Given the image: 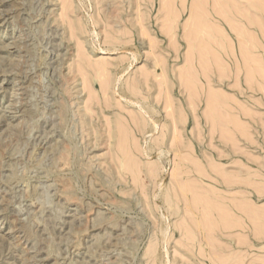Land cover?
<instances>
[{
    "label": "rangeland",
    "instance_id": "obj_1",
    "mask_svg": "<svg viewBox=\"0 0 264 264\" xmlns=\"http://www.w3.org/2000/svg\"><path fill=\"white\" fill-rule=\"evenodd\" d=\"M197 1L0 0V264H264V0Z\"/></svg>",
    "mask_w": 264,
    "mask_h": 264
},
{
    "label": "bare ground",
    "instance_id": "obj_2",
    "mask_svg": "<svg viewBox=\"0 0 264 264\" xmlns=\"http://www.w3.org/2000/svg\"><path fill=\"white\" fill-rule=\"evenodd\" d=\"M183 1H185V0H183ZM196 1H197V0H195V4L198 6L199 1H197L198 3H196ZM220 1H221V0H220ZM220 1L218 0V2H220ZM262 1H263V0H262ZM218 2H216V3H218ZM221 2H222V1H221ZM221 2H220V4H221ZM226 2H227V1H226ZM213 3H214V2H213ZM216 3H215V6H216ZM195 4L193 3V5H195ZM204 4H205V3H204ZM206 4H207V3H206ZM230 4H231V3H230ZM242 4H243V3H242ZM262 4H263V3H262ZM184 5H185V3H184ZM196 5H195V6H196ZM201 5H202V4H201ZM207 5H208V4H207ZM218 5H219V4H218ZM218 5L216 6L217 8H218ZM259 5H260V4H259ZM204 6H205V5H204ZM222 6H223V4H222L220 7H222ZM260 6H261V5H260ZM184 7H186V5L183 6V8H184ZM200 7H201V6H200ZM255 7H256V6H255ZM192 8L194 9V7H192ZM197 8H198V7H197ZM217 8H216V10H217ZM224 8H225V7H224ZM205 9H206V8H205ZM205 9H204V10H205ZM212 9H213V7H212ZM257 9H258V8H257ZM226 10H227V8H226ZM196 11H197V10H196ZM229 12H230V11H229ZM250 14H251V13H250ZM253 16H254V15H253ZM197 17H198V16H197ZM228 18H229V17H228ZM208 21H209V20H208ZM206 22H207V21H206ZM209 22H210V21H209ZM203 24H204V23H203ZM214 24H215V23H214ZM196 25H197V24L195 23V26H196ZM217 25H218V24H217ZM195 26H194V27H195ZM214 28H215V27H214ZM214 28H213V29H214ZM218 28H219V27H218ZM218 28H217V29H218ZM259 28H260V27H259ZM214 30H215V29H214ZM202 31H203V30H202ZM199 32H200V31H199ZM217 32H218V31H217ZM251 32H252V31H251ZM212 33H213V32H212ZM195 34H196V33H195ZM198 34H199V33H198ZM224 35H225V34H224ZM203 36H204V35H203ZM199 37H200V36H199ZM201 37H202V35H201ZM227 37H228V36H227ZM208 39H209V38H208ZM253 39H254V38H253ZM210 40H211V39H210ZM228 40H229V39H228ZM204 42H205V41H204ZM240 42H241V41H240ZM205 43H207V42H205ZM205 43H204V44H205ZM189 44H190V43H189ZM192 44H194V43H192ZM195 44H196V43H195ZM199 44H200V43H199ZM241 44H244V43L242 42ZM256 44H257V43H256ZM259 44H260V43H259ZM257 45H258V44H257ZM189 46H190V45H189ZM205 46H206V45H205ZM205 46H204V47H205ZM216 46H217V45H216ZM250 46H251V45H250ZM196 47H197V46H196ZM196 47H195V48H196ZM227 47H228V46H227ZM242 47H244V46L242 45ZM205 48H206V47H205ZM213 48H214V47H213ZM218 48H219V47H218ZM260 49H261V48H260ZM195 50H196V49H195ZM200 50H201V49H200ZM204 51H205V50H204ZM224 51H225V50H224ZM243 51H244V48H243ZM198 52H199V51H198ZM230 52H231V51H230ZM241 52H242V51H241ZM200 53H202V51H201ZM204 53H207V51L204 52ZM204 53H202V54H204ZM212 53H213V52H212ZM214 53L216 54V52H214ZM148 54H149V53H148ZM208 54H209V50H208ZM198 55H199V53H198ZM204 55H205V54H204ZM204 55H203V56H204ZM217 55H218V53H217ZM217 55H216V56H217ZM224 55H227V54H224ZM232 55H233V54H232ZM206 56H207V55H206ZM214 56H215V55H214ZM211 57H213L212 54H211ZM217 57H218V56H217ZM244 57H245V56H244ZM251 57H252V56H251ZM201 58H202V57H201ZM204 58H205V57H204ZM245 58H246V57H245ZM205 59H208V57L205 58ZM211 59H212V58H211ZM218 59H220V58H218ZM222 59H223V58H222ZM250 59H251V58H250ZM251 60H252V59H251ZM215 61H216V60H215ZM217 61H218V60H217ZM222 61H223V60H222ZM122 62H123V61H122ZM219 62H220V61H219ZM234 62H235V61H234ZM120 63H121V62H120ZM236 63H237V62H236ZM208 64H209V63H208ZM225 64H226V63H225ZM225 64H224V65H225ZM99 65H101V63H100ZM205 65H206V64H205ZM214 65H216V64H214ZM226 65L228 66V64H226ZM106 66H107V65H106ZM106 66H105V67H106ZM206 66H207V65H206ZM102 67H103V66H102ZM164 67H165V66H164ZM189 67H190V66H189ZM211 67H212V65H211ZM228 67H229V66H228ZM228 67H227V69H228ZM97 68H100V66L97 67ZM106 68H107V67H106ZM125 68H126V67H125ZM162 68H163V66H162ZM165 68H166V67H165ZM190 68H192V66H191ZM220 68H221V67H220ZM220 68H219V69H220ZM247 68H248V67H247ZM251 68L253 69V67H251ZM104 69H105V68H104ZM187 69H188V68H186V70H187ZM192 69H193V68H192ZM216 69H217V68H216ZM230 69H231V68H230ZM230 69H229V70H230ZM254 69H256V68H254ZM99 70H100V69H99ZM101 70H102V69H101ZM101 70H100V71H101ZM145 70H146V69H144V71H145ZM147 70H148V69H147ZM163 70H164V69H163ZM188 70H189L188 74L194 72V71H192L191 69H188ZM190 70H191L192 72H190ZM206 70H208V69H206ZM229 70H228V71H229ZM245 70H246V69H245ZM247 70L249 71L248 73H250V70H251V69L248 68ZM247 70H246V71H247ZM122 71H124V69H123ZM125 71H126V70H125ZM144 71H143V72H144ZM149 71H150V70H149ZM184 71H185V70H184ZM208 71H209V70H208ZM210 71H212V69H211ZM210 71H209V73H212V72H210ZM214 71H215V70H214ZM214 71H213V72H214ZM238 71H239V70H238ZM107 72H108V71H107ZM153 72H154V71H153ZM167 72H168V71H167ZM167 72H166V70H164V71H163V74H162V77H163V79H164L163 82H164V84H166V86H167V81H166V79H167V75H168V74L166 75ZM186 72H187V71H185L184 73H186ZM226 72H227V71H226ZM230 72H231V70H230ZM240 72H241V71H240ZM251 72H253V71L251 70ZM254 72H255V71H254ZM145 73H146V72H145ZM145 73H144V74H145ZM223 73H224V72H223ZM223 73H222V74H223ZM104 74H105V73H104ZM142 74H143V73H142ZM144 74H143V75H144ZM206 74H207V73H206ZM212 74H213V73H212ZM212 74H211V75H212ZM220 74H221V73H220ZM253 74H254V73H253ZM100 75H101V73H100ZM106 75H107V74H106ZM108 75H109V74H108ZM108 75H107V77H108ZM147 75H148V74H147ZM208 75H209V74H208ZM211 75H210V76H211ZM214 75H215V73H214ZM214 75H213V76H214ZM251 75H252V74H251ZM251 75H249L248 77H250ZM259 75H260V74H259ZM96 76H97V75H96ZM109 76H110V75H109ZM148 76H149V75H148ZM223 76H224V75H223ZM225 76L228 77V74H226ZM144 77H145V76H144ZM99 78H100V77H99ZM108 78H109V77H108ZM134 78H135V77H134ZM137 78H138V77H137ZM139 78H140V76H139ZM146 78H147V76H146ZM210 78H211V77H210ZM213 78H214V77H213ZM213 78H212V79H213ZM101 79H102V78H101ZM207 79H209V78H207ZM251 79H253V78H251ZM107 80H109V79H107ZM145 80H146V79H145ZM148 80H149V79H148ZM216 80H217V78H216ZM136 81H137V80H136ZM140 81H141V78H140ZM195 81H196V80H195ZM212 81H213V80H212ZM212 81H210V82L212 83ZM219 81H220V80H219ZM221 81H222V79H221ZM221 81H220V82H221ZM223 81H224V80H223ZM244 81H245V80H244ZM247 81H248V78H247ZM251 81H252V80H251ZM141 82H142V81H141ZM208 82H209V81H207V83H208ZM256 82H257V81H256ZM132 83H133V82H132ZM188 83H190V82L188 81ZM191 83H192V82H191ZM245 83H246V82H245ZM251 83H252V82H251ZM257 83H258V82H257ZM130 84H131V83H130ZM133 84H134V83H133ZM133 84H131V86H132ZM138 84H139V83H138ZM164 84H163V85H164ZM194 84H195V83H194ZM213 84H214V82H213ZM247 84H248V83H247ZM126 85H127V83H126ZM136 85H137V84H135V87H136V88L139 87V85H138V86H136ZM140 85H142V84H140ZM199 85H200V84H199ZM133 86H134V85H133ZM133 86H132V87H133ZM191 86H192V85H191ZM195 86H196V85H195ZM132 87H131V88H132ZM196 87H197V86H196ZM196 87H195V89H196ZM212 87H213V86H212ZM212 87H211L210 89H212ZM128 88H129V87H128ZM133 88H134V87H133ZM143 88H144V87H143ZM166 88H167V87H166ZM166 88H165V89H166ZM216 88H217V87H216ZM262 88H263V87H262ZM210 89H209V90H210ZM219 89H220V88H219ZM252 89H253V88H252ZM139 90H140V89H139ZM141 90H142V87H141ZM141 90H140V91H141ZM193 90H194V89H193ZM209 90H208V91H209ZM214 90H215V88L212 90V92H213ZM216 90H217V89H216ZM133 91H134V90H133ZM143 91H144V90H143ZM143 91H142V92H143ZM168 91H169V90H168ZM195 91H196V90H195ZM217 91H218V90H217ZM221 91H222V90H221ZM106 92H107V91H106ZM130 92H131V91H130ZM135 92H137V90H135ZM209 92H211V91H209ZM218 92H219V91H218ZM138 93H139V92H138ZM194 93H195V92H194ZM207 93H208V92H207ZM132 94H133V93H132ZM141 94H142V93H141ZM196 94H197V93H196ZM212 94L214 95L215 93H212ZM212 94H209V95H212ZM217 94H218V93H217ZM224 94H225V92H224ZM169 95H170V94H169ZM218 95H219V94H218ZM220 95H221V94H220ZM143 96H146L145 98H147V95L144 94ZM207 96H208V95H207ZM226 96H227V95H226ZM232 96L234 97V95H232ZM170 97H171V96H170ZM208 97H210V96H208ZM211 97H213V96H211ZM211 97H210V98H211ZM214 97H215V98H211V99H213V100L218 99V98L216 97V95H215ZM145 98H144V100H145ZM148 99H149V98H147V100H148ZM168 99H171V98H168ZM168 99H167V100H168ZM207 99H208V98H207ZM235 99H236V98H235ZM218 100H219V99H218ZM230 100H232V98H231ZM169 101H170V100H169ZM221 101H222V100H221ZM233 101H234V99H233ZM237 101H238V100H237ZM138 102H139V101H138ZM145 102H146V101H145ZM172 102H173V101H172ZM210 102H211V100H210ZM224 102H225V101H224ZM239 102H240V101H239ZM152 103H153V102H152ZM207 103H208V101H207ZM140 104H141V103H140ZM150 104H151V101H150ZM166 104H167V102H165V105H166ZM168 104H169V107H170L169 109L171 110V111H170V110H169V111H170V113H171L172 110H173V108H172L173 105H172V104H174V103L169 102ZM211 104H212V103H211ZM217 104H219V103H217ZM227 104H228V103H227ZM227 104H226V105H227ZM152 105H154V104H152ZM145 106H146V105H145ZM157 106H158V105H157ZM157 106H156V107H157ZM176 106H177V105H176ZM192 106H193V105H192ZM228 106H229V105H228ZM148 107H149V106H148ZM166 107H167V106H166ZM177 107H179V106H177ZM177 107H175V110L178 109ZM196 107H197V106H196ZM179 108H181V106H180ZM182 108H183V107H182ZM182 108H181V109H182ZM193 108H195V105H194ZM213 108H214V107H213ZM220 108H221V107H220ZM144 109H145V108H144ZM151 109H152V108H151ZM183 109H184V108H183ZM183 109H182V110H183ZM196 109H197V108H196ZM147 110H149V112H151L150 108H149V109L147 108ZM194 110H195V109H194ZM213 110L216 111L215 109H213ZM245 110H246V108H245ZM145 111H146V110H145ZM167 111H168V110H167ZM173 111H174V110H173ZM177 111H181V110L179 109V110H177ZM195 111H196V110H195ZM219 111H220V110H219ZM241 111H242V110H241ZM140 112H141V111H140ZM204 112H205V111H204ZM143 113H144V112H143ZM154 113H155V112H154ZM174 113H175V111H174ZM178 113H179V112H178ZM209 113H210V112H209ZM219 113H220V112H219ZM171 114H172V113H171ZM171 114H170V115H171ZM213 114H214V113H213ZM230 114H231V113H230ZM243 114H244V113H243ZM135 115H136V114H135ZM135 115H134V116H135ZM170 115H169V116H170ZM179 115H180V113L178 114V116H179ZM228 115H229V114H228ZM147 116H149V114H148ZM172 116H174V115H171V118H173L174 121L177 123V121H176V120H177V117H172ZM180 116H181V115H180ZM185 116H186V115H185ZM213 116H214V115H213ZM224 116H225V115H224ZM230 116H231V115H230ZM233 116L235 117L236 115H233ZM138 117H139V116H138ZM151 117H152V116H151ZM151 117H149V118H151ZM183 117H184V116H183ZM226 117H227V115H226ZM143 118H145V116H142L141 119H143ZM185 118H186V117H185ZM138 119H139L138 122L140 123V118H137V120H138ZM146 119H147V118H146ZM210 119H211V118H210ZM233 119H234V118H233ZM137 120H136V121H137ZM144 120H145V119H144ZM151 120H152V119H151ZM178 120H179V118H178ZM231 120H232V119H231ZM141 121H142V120H141ZM183 121H184V120H183ZM234 121H235V120H234ZM138 122H137V123H138ZM144 122H145V121H144ZM148 122H149V121H148ZM148 122H147V123H148ZM150 122H151V121H150ZM156 122H157V121H156ZM214 122H215V121H214ZM139 123H138V124H139ZM153 123H155V121H154ZM212 123H213V122H212ZM218 123H219V122H218ZM233 123H234V122H233ZM239 123H240V122H238V124H239ZM138 124H137V125H138ZM145 124H146V123H145ZM166 124H167V123H166ZM166 124H165V125H166ZM142 125H143V123H142ZM148 125H149V124H147V126H148ZM157 125H158V124H155V127H156V128L158 127ZM241 125H243V124H241ZM140 126H141V123H140ZM151 126H152V125H151ZM238 126H239V125H238ZM164 127H166V126H164ZM174 127H175V126H174ZM147 128H148V127H147ZM152 128H153V127H152ZM167 128H168V125H167ZM167 128H166V129H167ZM175 128H176V127H175ZM238 128H239V127H238ZM245 128H246V127H245ZM144 129H146V128H144ZM149 130H150V129H149ZM244 131H245V132H244ZM244 131H243V133L245 134V133H246V129H245ZM229 133H230V132H229ZM162 135H164V134H162ZM241 136H242V134H241ZM123 137H124V136H123ZM162 137H163V136H162ZM246 137H247V136H246ZM122 139H123V138H122ZM125 139H126V138H125ZM155 139H156V138H155ZM122 142H123V141H122ZM122 144H123V143H122ZM128 146H129V145H128ZM139 146H140V145H139ZM133 147H134V146H133ZM140 152H141V151H140ZM137 157H138V156H137ZM184 157H186V156H184ZM184 157H183V158H184ZM125 158H126V157H125ZM187 158H188V157H187ZM128 160H129V159H128ZM128 160H127V162H128V164H129V161H128ZM189 160H190V158H189ZM135 161H136V159H135ZM127 162H126V163H127ZM137 162H138V161H137ZM130 163H131V161H130ZM138 163H139V162H138ZM134 164H135V162H134ZM134 164H133V165H134ZM123 165H124V164H123ZM130 166H131V165H130ZM135 166H136V165H135ZM176 166H177V165H176ZM202 166H203V165H202ZM209 166H210V165H209ZM214 166H216V165L214 164ZM123 167H124V166H123ZM128 167H129V166H128ZM138 167H139V165H138ZM199 167H200V166H199ZM125 168H127V167H125ZM134 168H135V167H134ZM216 168H217V167H216ZM128 169H129V168H128ZM131 169H133V168L131 167ZM201 169H202V168H201ZM217 169H219V168H217ZM217 169H216V171H217ZM129 170H130V169H129ZM175 170H176V169H175ZM197 170H198V169H197ZM204 170H205V169H204ZM221 170H223V169H221ZM150 171H151V170H150ZM155 171H156V170H154V172L152 171V172L154 173V175H156V174H155V173H156ZM212 171H213V170H212ZM223 171H224V170H223ZM223 171H222V172H223ZM225 171L227 172V170H225ZM225 171H224V172H225ZM202 172H203V171H202ZM244 172H245V171H244ZM176 173H177V172H176ZM180 173H181V172H180ZM200 173H201V171H200ZM200 173H199V174H200ZM206 173L208 174V172H206ZM209 173H210V172H209ZM219 173H220V172H219ZM245 173H246V172H245ZM204 174H205V173H204ZM207 174H206V175H207ZM224 174H225V175L227 174V176L229 177V174H230V173L228 174V172H227V173H224ZM247 174H248V173H247ZM200 175H201V174H200ZM202 175H203V174H202ZM210 175H211V174H210ZM210 175H209V176H210ZM219 175H220V174H219ZM222 175H223V173H222ZM171 176H172V175H171ZM220 176H221V175H220ZM206 177L209 178L208 176H206ZM211 177H212V176H211ZM228 177H227V178H228ZM231 177H233L232 174H231ZM202 178H203V177H202ZM202 178H201V179H202ZM225 178H226V177H225ZM227 178H226V179H227ZM234 178H236V176H235ZM234 178H232V179L230 178V180H233ZM210 179H211V178H210ZM213 179H214V178H213ZM197 180H198V179H197ZM197 180H196V182H197ZM228 180H229V179H228ZM234 180H236V179H234ZM244 180H245V179H244ZM182 181H183V180H182ZM193 181H194V180H193ZM224 181H226V180L224 179ZM248 181H249V180H248ZM179 182H180V181H179ZM183 182H184V181H183ZM229 182H230V181H229ZM231 182H232V181H231ZM186 183H189V182L187 181ZM204 183H205V182H204ZM224 183H225V182H224ZM232 183H233V182H232ZM226 184H227V183H226ZM260 184H261V183H260ZM182 185H183V184H182ZM186 185H187V184H186ZM188 185H189V184H188ZM229 185H230V184H229ZM229 185H228V186H229ZM191 186H192V185H191ZM211 186H212V185H211ZM156 187H157V186H156ZM187 187H188V186H187ZM184 188H185V186H184ZM188 188H189V187H188ZM197 188H198V187H197ZM211 188H212V187H211ZM215 188H216V187H215ZM191 189H192V188H191ZM212 189H214V188H212ZM217 189H218V188H217ZM194 190H195V189H194ZM183 191H184V190H183ZM183 191H182V192H183ZM185 191H186V190H185ZM261 191H262V190H261ZM191 192H192V191H191ZM213 192H214V191H213ZM180 193H181V192H180ZM196 193H197V192H196ZM204 193H206V192H204ZM183 194H184V192H183ZM201 194H202V193H201ZM213 194H214V193H213ZM195 195H196V194H195ZM169 196H170V195H169ZM192 196H193V195H192ZM244 196H245V195H244ZM167 197H168V195H167ZM197 197H198V196H197ZM204 197H205V196H204ZM204 197H202V199H203ZM206 197H208V195H207ZM209 197H210V196H209ZM170 198H171V197H170ZM172 198H173V197H172ZM217 198H218V197H217ZM231 198H232V197H231ZM194 199H195V198H194ZM213 199H214V198H213ZM221 199H222V198H221ZM245 199H247V198H245ZM245 199H243V200H245ZM169 200H171V199H169ZM192 200H193V199H192ZM196 200H197V198H196ZM203 200H204V199H203ZM172 201H174V199H173ZM185 201H186V200H185ZM197 201H198V200H197ZM215 201H216V200H215ZM229 201H230V200H229ZM168 202H169V201H168ZM207 202H208V201H207ZM209 202H210V201H209ZM212 202H214V201L212 200ZM219 202H220V201H219ZM219 202H218V203H219ZM221 202H222V201H221ZM241 202H242V200H241ZM175 203H176V202H175ZM175 203H174V204H175ZM196 203H197V202H195V204H196ZM244 203H245V202L242 203V206L245 205ZM170 204H171V205H170ZM174 204H173V205H174ZM206 204H207V203H206ZM233 204H234V203H233ZM200 205H201V204H200ZM210 205H211V204H210ZM216 205H217V204H216ZM224 205H225V204H224ZM228 205H229V204H228ZM236 205H237V204H236ZM238 205H239V204H238ZM246 205H247V203H246ZM248 205H249V204H248ZM170 206H172L171 201H170V203H169V207H170ZM203 206H204V205H203ZM225 206H226V205H225ZM174 207H175V206H174ZM196 207H197V206H196ZM201 207H202V206H201ZM229 207H230V206H229ZM237 207H238V206H237ZM240 207H241V206H240ZM208 208H209V206H208ZM210 208H211V207H210ZM218 208H219V207H218ZM221 208H222V207H221ZM227 208H228V207H227ZM241 208H242V207H241ZM244 208H245V210H244ZM244 208H242V209H243V212H245L246 210H247V212H248V210L251 209V208L246 209V207H244ZM247 208H248V207H247ZM175 209H176V208H175ZM177 209H178V208H177ZM194 209H195V208H194ZM198 209H199V208H198ZM205 209H207V208H205ZM254 209H255V207H254L253 209L249 210V211L254 212L257 208H256L255 210H254ZM260 209H261V208H260ZM209 210H210V209H209ZM214 210H215V209H214ZM218 210L220 211V209H218ZM224 210H226V209H224ZM190 211H191V210H190ZM206 211H207V210H206ZM212 211H213V210H212ZM222 211H223V210H222ZM227 211H228V210H227ZM260 211H262V209H261ZM174 212H175V211H174ZM176 212H177V211H176ZM228 212H231V211H228ZM232 212H233V211H232ZM257 212H258V213H257ZM208 213H209V212H208ZM225 213H226V211H225ZM248 213H250V212H248ZM255 213H256V218H259V217H257V216L259 215V211L256 210ZM262 213H263V211H262ZM202 214H203V213H202ZM221 214H222V212H221ZM223 214H224V213H223ZM227 214H228V213H227ZM227 214H226V215H227ZM244 214H245V213H244ZM209 215H210V214H209ZM209 215H208V216H209ZM224 215H225V214H224ZM232 215H233V214H232ZM249 215H250V214H249ZM261 215H262V214H260L259 216L262 217ZM263 215H264V213H263ZM222 216H223V215H222ZM233 216H234V215H233ZM252 216L255 217V214H253ZM247 217H248V216H247ZM223 218H224V217H223ZM233 218H234V217H233ZM240 218H241V217H240ZM242 218H243V217H242ZM249 218H251V217H249ZM256 218H254V219H256ZM184 219H186V218H184ZM195 219H196V218H195ZM214 219H216V217H215ZM228 219H229V218H228ZM230 219H232V218H230ZM230 219H229V220H230ZM254 219H253V220H254ZM260 219H261V218H260ZM210 220H211V219H210ZM229 220H228V221L226 220L227 223H230V222H231L230 224H231V226L233 227V225H232V221H234L235 219L232 220V221H230V222H229ZM248 220H249V219H248ZM258 220H259V219H258ZM184 221H187V219L184 220ZM208 221H209V220H208ZM215 221H216V220H215ZM236 221H237V220H236ZM238 221H239V220H238ZM179 222H180V221H179ZM198 222H199V221H198ZM224 222H225V220H224ZM224 222H223V223H224ZM234 222H235V221H234ZM187 223H188V222H187ZM193 223H194V222H193ZM211 223H212V222H211ZM217 223H218V221H217ZM227 223H226V224H227ZM260 223H261V222H260ZM188 224H189V223H188ZM194 224H195V223H194ZM206 224H207V223H206ZM209 224H210V222H209ZM221 224H222V223H221ZM240 224H241V223H240ZM243 225H244V224H243ZM178 226H179V224H178ZM189 226H190V225H189ZM209 226H211V225H209ZM225 226H226V225H225ZM225 226H224V227H225ZM227 226H229V224H227ZM235 226H236V225H235ZM202 227H203V226H202ZM204 227H205V226H204ZM216 227H217V225H216ZM242 228H243V227H242ZM191 229H192V228H191ZM191 229H190V230H191ZM244 229H245V228H244ZM259 229H260L259 231H262V229H264V227H263V226H262L261 228L259 227ZM192 230H193V229H192ZM208 230H209V229H208ZM219 230H220V229H219ZM228 230H229V229H228ZM194 236H195V235H194ZM244 237H245V236H244ZM206 240H207V238H206ZM244 240H245V239H244ZM192 241H193V240H192ZM188 245H189V244H188ZM190 246H191V245H190ZM215 246H216V245H215ZM213 248H214V246H213ZM216 248H217V247H216ZM214 249H215V248H214ZM243 251H244V250H243ZM216 255H217V254H216ZM230 255H231V254H230ZM230 255H229V257H230ZM259 256H260V255H259ZM183 257H184V256H183ZM226 257H227V256H226ZM263 257H264V256H263ZM224 258H225V257H224ZM224 258H223V259H224ZM231 258H232V257H231ZM235 258H236V257H235ZM244 258H245V257H244ZM259 258H260V257H259ZM225 259H226V258H225ZM227 260H228V258H227ZM224 261H225V260H224ZM231 261H232V260H231ZM259 261H260V260H259ZM225 263H226V261H225ZM230 263H231V262H230ZM230 263H229V264H230ZM242 263H243V262H242ZM244 263H245V262H244ZM254 263H257V262L254 261ZM263 263H264V262H263ZM233 264H234V263H233ZM236 264H237V263H236ZM258 264H259V263H258Z\"/></svg>",
    "mask_w": 264,
    "mask_h": 264
}]
</instances>
